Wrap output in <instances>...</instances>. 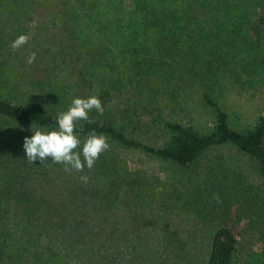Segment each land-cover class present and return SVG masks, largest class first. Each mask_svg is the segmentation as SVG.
I'll return each instance as SVG.
<instances>
[{
    "label": "trees",
    "instance_id": "1",
    "mask_svg": "<svg viewBox=\"0 0 264 264\" xmlns=\"http://www.w3.org/2000/svg\"><path fill=\"white\" fill-rule=\"evenodd\" d=\"M126 1L131 3L130 9L124 7ZM248 1L0 0V20L8 22L5 29L4 21L0 25V54L18 58L25 52H35L34 70L42 74L41 78H27L28 73L20 77L15 69L9 70L8 84L19 81L25 86L27 98H6L0 92V220L5 209L22 215L26 233L36 243L41 233L62 228L69 232L65 239L76 250H100L127 243L136 239V226L153 228L156 222L144 220L145 215L135 217L134 225L124 220L136 206L142 210L150 206L152 192L146 182L136 179V173L119 175L120 168L130 169L127 158L120 159V149L124 155L127 150L137 151L161 164L190 168L209 150L232 147L246 158L249 165L245 166L263 186L242 184L247 179L243 169L234 167L231 161L223 162L217 157L198 163L192 178L200 186L190 195L193 200H188L189 206L195 207L191 210L195 211L194 226H212L216 217L224 219L234 213L247 219L246 229L257 233V243L264 253V110L253 121L243 123L226 109V99L240 74L238 59L245 61L241 72L250 73L258 59L252 55L257 51L247 31V25L254 22L247 9ZM110 10L128 11L129 17L104 20V13ZM39 18L44 19L39 22ZM31 22L36 27H30ZM117 32L130 34L123 44L125 51L134 55L127 77L120 72L117 76L106 75L110 65L103 50ZM22 34H29L30 39L13 50L11 43ZM256 39L264 46L263 37ZM142 47L151 53L140 57ZM178 67L181 69L176 70ZM142 68H148L154 77L163 75L164 80H155L163 85L154 86L151 78L141 82L138 77ZM61 72L68 80L59 83ZM5 78L0 76V84ZM93 79H98V87L90 94L85 84ZM180 84L186 85L189 95L197 96L208 117L205 122L196 123L190 117L187 121L162 118L158 108L157 139L137 138L133 126L126 124V120L136 121V114L130 113L136 106V96L150 97L148 87L157 94ZM91 96L100 99L103 111L93 109L89 113L91 122L79 121L77 134L82 143L89 132L103 134L109 149L91 169L85 166L82 172H65L64 165L53 163L51 158L31 164L23 148L24 138L37 130L56 129L58 114L67 111L74 98ZM80 176H87V182ZM167 179L171 180L170 174ZM174 207L168 201L157 206L162 212H174ZM161 231L165 238L160 249L163 255L154 264L235 262L237 232L225 220L219 221L210 235L205 258L193 251L195 244L187 247L189 239L180 238L176 230L170 231L165 224ZM5 241L0 236V264H22L15 260L14 248Z\"/></svg>",
    "mask_w": 264,
    "mask_h": 264
},
{
    "label": "rangeland",
    "instance_id": "2",
    "mask_svg": "<svg viewBox=\"0 0 264 264\" xmlns=\"http://www.w3.org/2000/svg\"><path fill=\"white\" fill-rule=\"evenodd\" d=\"M111 2L113 3L114 0H111ZM130 6L131 3L126 1L124 7L130 9ZM247 9L250 12L251 19H254L251 25H247V31L249 38L254 41V50L257 51V53L251 54L258 59L253 63L254 69L251 73L248 70L241 72L242 64L245 61H239L238 59V71L240 74L233 82V90L229 92L226 99V109L230 116L243 123L253 121L254 117L264 110V46L261 42H257L258 40L256 39L258 37L264 38V0H249ZM125 17H129L128 11L122 13L110 10L103 15L104 20L112 19L115 21ZM43 19H40L39 22H42ZM7 24L8 22L5 19L0 20V25L4 29ZM29 25L30 27H36L35 22H31ZM24 26L27 29V25L25 24ZM118 33L117 35L114 34L112 41L107 44V50H103L104 57H106L104 59L110 65L106 75L113 74L117 76V73L120 72L122 76L127 77L126 72H128L130 61H133L134 55H130L131 51H125L123 44L128 42L130 34L118 35ZM1 35L3 36V34ZM149 35L151 36V34ZM148 44L152 47L151 42ZM133 45L136 46V43H133ZM154 49L152 50L154 51ZM146 53H151V50L148 52L145 47H142L139 55L140 57L146 56ZM5 55L3 52L0 54V76L7 78L8 71L15 69L20 74V77L22 75L27 76V73V78L31 76L35 78L42 77L40 71L34 70L36 64L27 63L30 55L26 54V52L18 58L6 57ZM157 60L155 59V61ZM110 69L114 71H110ZM180 69V67L176 68V70ZM139 73V77H137L142 80L141 82L151 78L154 86L157 85L158 87L163 85L162 82L155 81L156 78L160 77L164 80L163 75L159 74L160 76L154 77L150 74L148 68L139 69ZM58 78L59 83H62L63 80H68L66 76H63L62 72L58 74ZM8 80L7 78L5 82L0 84V92H3V96L9 98L15 97L16 95L19 98H27L24 93L25 86L19 81L15 82L16 84L14 82L8 84ZM97 84L98 79H93L90 83L85 84L87 88H90V94L98 87ZM183 87L181 84L166 87L165 90L157 94L148 87L146 93L150 97L144 98L142 96L141 98L136 96V106L131 108L133 110L132 112L130 111L131 115L136 114V118H133L136 121L132 120L130 122V120H126V124L129 127L133 126L132 131L136 134L137 138L152 141L157 139L159 131L157 124L158 108L162 110L160 112V114L162 113V118L165 116L167 118L173 117L187 121L190 117L196 123L203 124L205 122L208 117L202 109L197 96L193 95V93L189 95L186 85L184 87L185 89ZM185 91L187 92L186 94ZM152 98L156 101L153 104L151 103ZM134 107H136V110H134ZM116 150L118 151L119 148H116ZM125 152L127 153L126 155L120 149L118 154L120 155V159L125 160L127 158V167L131 171L127 169L124 171L120 168L119 175L136 173V179L141 182H146L149 191L152 193L151 197L148 198L151 203L150 206L144 210L136 206V209H133L124 217V220L134 225L135 217L140 219L142 218L141 215H145L144 220L153 219L156 222L153 228L150 225H143L142 227H140L141 225L136 226L138 229H136V239L133 238L127 243L111 244L108 248L100 250L89 247H85L84 249L77 248L76 250V248H71V241L65 239L69 233L66 228L51 233H41L36 237L38 240V243H36L26 233L27 224L24 217L17 213L14 214L11 211L8 212L5 209V215L0 220V236L7 241H5L6 245H11L10 247L14 248L12 252L14 253L13 257H15V260L22 262V264H154L160 258V255H163L160 249L163 247L162 239L165 240V238L161 229L165 224L170 231L176 230L180 238L189 239L190 245L187 247L191 248L195 244L197 247L193 251L200 256L202 255V258H205V252L209 248L210 235L215 230L216 224L219 221L222 222L225 220L226 225L232 226L237 232L238 245L235 251L234 264H264V253L259 243H257V233L254 230L246 229V218L244 219L243 217L240 219L238 215L233 213L230 215L227 214V220L226 217L224 219L216 217L211 222H214L212 226H209V223L207 225L194 226L196 222L195 211L191 210L195 207H190L188 203V200H193L190 195L194 194L200 186L193 179L195 178V171L193 169L198 166V163L207 161L210 158L215 159L219 157V160H224L223 162L231 161L236 165L234 167L242 168L243 175L247 178L242 184L255 183L258 186H263V182L259 178H256L251 170H248V166H245L249 165V163L241 153L232 147L211 149L195 166L180 168L165 162L161 164L159 161L144 156L137 151L127 150ZM169 174L171 180L167 179ZM164 201L173 203L177 207H174V212L172 209L166 212H162L160 209L158 210V203ZM183 206V209H178ZM201 217L203 215L199 216L198 219Z\"/></svg>",
    "mask_w": 264,
    "mask_h": 264
},
{
    "label": "clouds",
    "instance_id": "3",
    "mask_svg": "<svg viewBox=\"0 0 264 264\" xmlns=\"http://www.w3.org/2000/svg\"><path fill=\"white\" fill-rule=\"evenodd\" d=\"M28 35H19L10 45L13 50H17L28 42ZM36 59L33 52L27 59L28 64H32ZM95 109L102 112V104L97 96L86 99L74 98L67 111L61 112L56 118V129L37 130L31 137H25L23 148L27 160L33 164L36 160L40 163L47 158L56 164L64 165L65 172H82L85 166L91 169L100 155L109 149L108 138L95 131L89 132L83 143L77 134V124L79 121L89 120V113ZM80 131H83L81 126ZM81 156L83 159H81ZM79 179L87 182V176H80Z\"/></svg>",
    "mask_w": 264,
    "mask_h": 264
}]
</instances>
